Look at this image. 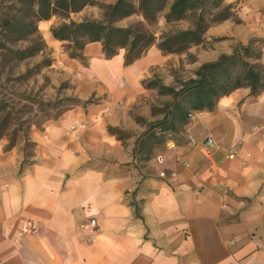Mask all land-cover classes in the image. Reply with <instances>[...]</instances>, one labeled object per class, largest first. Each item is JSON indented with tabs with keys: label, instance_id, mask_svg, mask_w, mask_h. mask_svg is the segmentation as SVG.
<instances>
[{
	"label": "crops",
	"instance_id": "crops-1",
	"mask_svg": "<svg viewBox=\"0 0 264 264\" xmlns=\"http://www.w3.org/2000/svg\"><path fill=\"white\" fill-rule=\"evenodd\" d=\"M256 10L264 16V0L237 10L246 23L227 19L209 31L247 43L264 32ZM83 53L85 70L65 61L73 96L97 99L33 125L13 147L0 139V264H264V141L241 118L264 106V92L236 89L147 154L138 138L163 117L153 106L172 96L143 80L174 85L162 74L170 53L154 44L126 64L124 53L107 58L99 41ZM91 218L95 229L83 228Z\"/></svg>",
	"mask_w": 264,
	"mask_h": 264
},
{
	"label": "trees",
	"instance_id": "trees-1",
	"mask_svg": "<svg viewBox=\"0 0 264 264\" xmlns=\"http://www.w3.org/2000/svg\"><path fill=\"white\" fill-rule=\"evenodd\" d=\"M17 1L23 9H27L28 15L39 21L49 20L55 15L64 19L51 27V33L54 38L67 42L66 49L70 57L83 60L86 44L99 41L107 58H112L121 49H125L126 64L143 57L156 44L157 36L148 25L156 23L163 12L167 23L191 19L190 27L161 36L158 46L165 54L186 52L192 46L203 43L211 26L238 15L233 4H224L225 0H115L101 6L102 20L75 21L70 18L72 13L94 5L98 0ZM134 14L141 15L143 19L128 26L118 25V22ZM4 23L9 27L12 25L9 18H5ZM41 50L39 45L13 49L0 40V57L5 59L9 57L25 60ZM30 72L32 69H28L24 75ZM143 85L158 89L160 95L172 96V100L163 106H153V113L163 114V117L147 122V130L138 138L137 149L139 147V151L150 154L155 146L159 147L167 140L177 138L194 112L216 109L221 97L241 87L249 88L252 97L264 92V37H253L247 43L238 42L231 53H222L217 59L202 63L193 77L177 80V85H165L159 78L145 79ZM26 99H31L43 111H50V108L52 111L56 110L47 120L60 117L75 105L84 106L93 101H83L74 96L48 102ZM14 119L12 112L7 110L6 103L0 99V139H9L8 148L16 145L20 133L28 135L29 129L17 127L8 132L17 120ZM22 123L24 122L20 121ZM109 130L118 131L113 127ZM32 146L33 143L26 139V157Z\"/></svg>",
	"mask_w": 264,
	"mask_h": 264
},
{
	"label": "rangeland",
	"instance_id": "rangeland-1",
	"mask_svg": "<svg viewBox=\"0 0 264 264\" xmlns=\"http://www.w3.org/2000/svg\"><path fill=\"white\" fill-rule=\"evenodd\" d=\"M246 1L248 0H225L224 4L232 3L234 10L237 11L243 7ZM113 2L115 0H98L96 4L88 5L81 11L72 13L70 18L75 21H82L84 19L102 20L103 8L101 6ZM262 11H255L259 15H254V23L260 26L261 29H264V16L260 14ZM5 18H9L12 24L10 27L7 23H4ZM142 19L141 15L134 14L118 22V25L128 26ZM230 19L235 23H246V20H243L240 15ZM63 20V18L55 15L49 20H44L47 22H40L41 20L39 21L28 15L27 9H23L17 0H0V40L13 49H22L30 45H39L42 48L36 55L25 60L0 57V99L6 103L7 110L12 112L14 118L17 119H14L15 121L10 126L8 132L17 127L25 130L29 129V134L33 125L42 129L43 125L48 121V117L53 112H56V110L52 111L51 108L49 109L50 111H47L48 109L46 110L47 112L43 111L38 104L26 98L48 102L74 95V91L72 90L74 86L71 78L67 75V71L71 70L69 69L71 67H66L65 65V61L70 58L66 49L67 42L48 39L45 34L48 28L51 29L53 25L59 24ZM189 20L191 19L167 23L163 12L159 15L157 22L148 25V27L156 34V44L158 45L164 33L190 27ZM252 21L250 19V23ZM223 22L214 24L211 27H217ZM43 24H47L48 28L43 27ZM35 30L36 32L34 33ZM253 37H264V32ZM238 42L240 41H234L233 38L226 35H215L208 30L203 43L192 46L186 52L170 53L171 58L163 67L162 74L165 77L168 75L172 76L174 85H177V80H186L194 76L196 69L201 65L197 54H207L206 59L213 61L216 56L222 54L221 51L222 49H226L227 44L232 51ZM120 53L125 54L126 50L121 49ZM80 61L83 69L88 66L86 58ZM28 69H32V72L24 75ZM90 99L95 101L97 98L91 97ZM18 118H20L19 121ZM241 118L244 120V125L247 126V132L252 135L258 134L262 141H264V106H258L254 109L251 117L243 118L241 116ZM20 121L24 123L20 124ZM75 125L70 127L69 131L75 130ZM119 132H121L119 133L120 135L123 134L122 131ZM24 137L28 138V135L25 136L23 133H20L18 140H22ZM28 152L31 154L32 149Z\"/></svg>",
	"mask_w": 264,
	"mask_h": 264
},
{
	"label": "built area",
	"instance_id": "built-area-1",
	"mask_svg": "<svg viewBox=\"0 0 264 264\" xmlns=\"http://www.w3.org/2000/svg\"><path fill=\"white\" fill-rule=\"evenodd\" d=\"M162 156H158V160H161ZM162 176L165 175V172L161 173ZM97 226V222L95 218H91L86 224H83L82 227L84 228H89V229H95V227ZM27 230L31 233H35L38 231V225L35 221H31L29 223V226L27 228Z\"/></svg>",
	"mask_w": 264,
	"mask_h": 264
}]
</instances>
